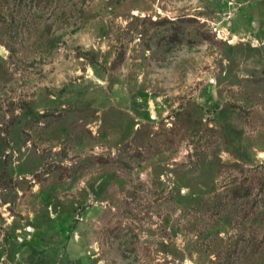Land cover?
I'll return each instance as SVG.
<instances>
[{"label":"rangeland","instance_id":"374dc122","mask_svg":"<svg viewBox=\"0 0 264 264\" xmlns=\"http://www.w3.org/2000/svg\"><path fill=\"white\" fill-rule=\"evenodd\" d=\"M0 264H264V0H0Z\"/></svg>","mask_w":264,"mask_h":264}]
</instances>
